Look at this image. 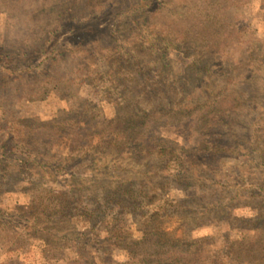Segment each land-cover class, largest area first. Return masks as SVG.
Returning a JSON list of instances; mask_svg holds the SVG:
<instances>
[{"label": "rangeland", "instance_id": "1", "mask_svg": "<svg viewBox=\"0 0 264 264\" xmlns=\"http://www.w3.org/2000/svg\"><path fill=\"white\" fill-rule=\"evenodd\" d=\"M134 120L192 158L120 147L124 195L92 160ZM164 232L188 253L156 246ZM163 252L264 264V0H0V264Z\"/></svg>", "mask_w": 264, "mask_h": 264}, {"label": "trees", "instance_id": "2", "mask_svg": "<svg viewBox=\"0 0 264 264\" xmlns=\"http://www.w3.org/2000/svg\"><path fill=\"white\" fill-rule=\"evenodd\" d=\"M148 118H150V117L145 116L143 119L146 120ZM141 121L142 120H140V122L134 120L133 121L134 123L132 125H129V124L127 126L123 125V126H120L119 128H117L118 126L116 125L117 127H115L114 130L110 128V130H113L112 134L116 135V139L114 141L112 139L108 140L107 141L108 142L107 149L109 151L104 153V154H101V156H99V158H95L92 160V164L94 166L93 171L96 173H99V172L103 173V174L106 173L114 181V184L117 185L118 189L122 190V193L124 195H131L130 190H131V184L132 183L128 179H126L124 176L119 175V171L121 170V168H120V164L117 161L120 159V155L122 153V150L120 147L127 146V145H132L133 147H138V148H140L139 149L140 151L138 152L139 156H142L143 152H144L145 155L151 156V157L156 156V157L161 158V157H167L168 155L172 154L176 158H184L185 157V158H188V160L189 159L191 160V158H192L190 155V149H186L184 147H181L178 144L172 143L171 141H168V140H166L160 136H152V134H151L150 137H145L147 134L145 132H147V130L146 131L143 130L144 123H142ZM204 121H207V122H205L203 124V126L201 128V134L204 137V139L205 138L207 139L208 133L211 131V129H210L211 125L209 124V121H210L209 117L207 116L206 119H204ZM106 127H109V126H106ZM79 130H80L79 132H82V133H85L87 131V129H84V130L79 129ZM57 134H59V132ZM99 134H100L99 132H96L94 134V136L96 137ZM144 134H145V136H144ZM59 135H58L59 137L70 139L69 135H65V134H59ZM88 135L89 134H87V136ZM140 136H142V138L137 139V137H140ZM91 137H93V135ZM206 139L204 141V147H202L203 148L202 150L207 151V152L210 151L213 156H215V155L220 156L221 153L223 151H225V149H226L225 145H222L221 143H219V144L217 143V145L216 144H209L206 141ZM87 141L88 140H86V141L82 140V141H78L76 143H77V145L80 146L83 144H87ZM100 141L103 142L102 139H100ZM84 150H86V148ZM93 154L97 155V154H99V152L93 151ZM83 161H85V159H83ZM105 201H107L108 204H113L116 206V205H120L121 198L119 196L114 195L113 193H110V194L106 195ZM151 219L156 221L158 219V214L157 213L152 214ZM62 223H63V225L64 224L67 225V222H62ZM51 229L52 230L55 229V231L57 233H60V231H58V229L54 226H52ZM67 232L68 231H66L65 234H62L65 236H63L61 239H63V238L68 239L69 234L67 235ZM154 235H158V234H154ZM55 237H57V236H55ZM167 237H169L168 233H166V232L161 233V235L158 237V239L155 242L156 246H158V247H165V246L167 247L168 246L170 248V250L172 249L171 252H173V250L175 251L177 249V252H181L183 255L188 253V250L182 251L181 249L183 248V246H186V247L191 246V245H189L190 242H187L184 239H176L175 244H172V241L165 242V238H167ZM71 238H70V241L76 240L77 242H79V240H77L75 238L74 234L71 235ZM145 239H147V238H145ZM81 240H83V239H81ZM79 244H81L82 246H86L87 242L86 243L80 242ZM134 244L136 246L137 245H143L144 242L135 241ZM128 253L132 259V262L135 260H138L139 256H138V252L136 250H133L132 248H128ZM164 255L165 256L166 255L172 256L173 254H169L168 252H163V253L157 254L155 257L157 259V261H155L156 264H174L173 260L165 257ZM148 257H149V255L144 256L141 260H139L140 264H154V262H150L148 260ZM150 258H151V256H150ZM180 261H182V260H180ZM235 261L241 262L240 258H236ZM129 264H131V263H129ZM181 264H183V263L181 262Z\"/></svg>", "mask_w": 264, "mask_h": 264}]
</instances>
